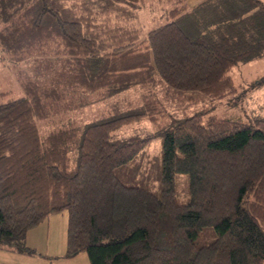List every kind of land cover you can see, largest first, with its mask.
I'll use <instances>...</instances> for the list:
<instances>
[{
  "label": "trees",
  "instance_id": "1",
  "mask_svg": "<svg viewBox=\"0 0 264 264\" xmlns=\"http://www.w3.org/2000/svg\"><path fill=\"white\" fill-rule=\"evenodd\" d=\"M142 1L0 0V61L32 69L0 100V249L39 255L26 231L65 209L63 255L89 264H264V114L193 96H236L229 70L264 53V4L157 0L168 7L143 29ZM126 89L136 105L107 104ZM95 101L93 120L51 119ZM141 118L151 130L119 133Z\"/></svg>",
  "mask_w": 264,
  "mask_h": 264
},
{
  "label": "rangeland",
  "instance_id": "2",
  "mask_svg": "<svg viewBox=\"0 0 264 264\" xmlns=\"http://www.w3.org/2000/svg\"><path fill=\"white\" fill-rule=\"evenodd\" d=\"M168 7V3L164 4ZM138 19L143 23V29L152 26L157 20L154 10V1L143 0L138 8ZM31 65L28 61L11 62L6 59L0 61V100L8 96H19L22 89L18 85V80L27 78L31 74ZM234 85H236V96L232 98H222L220 100H209L201 93H193L202 103L210 106V111L217 115L240 114L242 117L254 114H264V53L259 56L250 57L243 62L232 66L229 70ZM156 87V86H155ZM127 90V89H126ZM140 89L127 90L114 98H108L107 104L114 103L125 109L136 105L139 102ZM102 104L100 101L92 102L88 105L80 106L75 111L58 113L52 116V120L64 119L68 115L74 117L76 122L93 120L98 116ZM40 133H44L47 126L45 120L37 121ZM152 124L144 118L122 125L119 133L128 134L130 132H144L151 130ZM143 163L149 161L151 173L158 168L159 162V138L152 137L150 142L144 147ZM152 173V175H153ZM153 178V177H152ZM147 187L156 192L157 181L152 179ZM185 174L179 173L175 176L174 197L177 202L186 198L184 190ZM46 219V218H44ZM66 226V210L50 213L47 220L42 221L36 232L28 236L29 247H32L37 254L27 255L0 249V264H89L85 251H79L72 255L64 253V232Z\"/></svg>",
  "mask_w": 264,
  "mask_h": 264
},
{
  "label": "crops",
  "instance_id": "3",
  "mask_svg": "<svg viewBox=\"0 0 264 264\" xmlns=\"http://www.w3.org/2000/svg\"><path fill=\"white\" fill-rule=\"evenodd\" d=\"M153 1H154V10H155V14L158 13L160 10H163V8H164V4H165V3H163V2H158L157 0H152V3H153ZM184 1H185V3H186L188 6H191V5L197 3V2L200 1V0H184ZM261 1H262L263 4H264V0H261ZM149 27H150V26H149ZM149 27H147V28H149ZM147 28H145V29H147ZM48 216H49V215H48ZM48 216L45 217L46 219H42L38 224H36L35 226L29 228V229L26 231V233H25V242H26V243L28 242V236H30L31 234H34L33 232H36V231H34V230H36L35 228H37V226H39V224H40L42 221L47 220ZM13 253H14V252H13ZM15 254H16V253H15Z\"/></svg>",
  "mask_w": 264,
  "mask_h": 264
}]
</instances>
